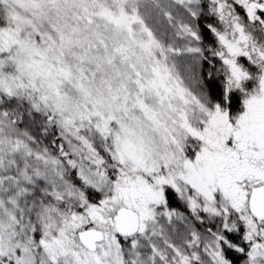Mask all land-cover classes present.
Segmentation results:
<instances>
[{"label": "snow or ice", "instance_id": "6c2138e0", "mask_svg": "<svg viewBox=\"0 0 264 264\" xmlns=\"http://www.w3.org/2000/svg\"><path fill=\"white\" fill-rule=\"evenodd\" d=\"M0 264H264V0H0Z\"/></svg>", "mask_w": 264, "mask_h": 264}]
</instances>
